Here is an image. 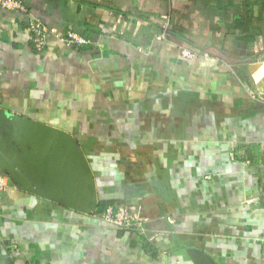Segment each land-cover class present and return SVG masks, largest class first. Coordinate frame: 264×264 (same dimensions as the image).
<instances>
[{
	"label": "crops",
	"instance_id": "0c3cea01",
	"mask_svg": "<svg viewBox=\"0 0 264 264\" xmlns=\"http://www.w3.org/2000/svg\"><path fill=\"white\" fill-rule=\"evenodd\" d=\"M23 1L27 13L0 6L1 131L26 178L0 170V264H197L188 248L264 264V97L247 82L264 0ZM30 15L51 29L41 52ZM67 29L90 42L68 45ZM14 114L77 138L93 211L53 192L58 156ZM105 202L144 233L105 222Z\"/></svg>",
	"mask_w": 264,
	"mask_h": 264
},
{
	"label": "water",
	"instance_id": "95a60500",
	"mask_svg": "<svg viewBox=\"0 0 264 264\" xmlns=\"http://www.w3.org/2000/svg\"><path fill=\"white\" fill-rule=\"evenodd\" d=\"M252 67H255V69L252 70ZM247 68L251 72L247 82L253 85L256 92H260L261 97H264V62L249 63ZM11 116L28 124L34 131L42 133L44 139L48 142V148L57 154L58 157L54 164L58 169V176L45 177L46 180L52 183L53 192L65 199L68 198V203L75 209L86 210L87 212L93 211L97 206L95 176L77 138L62 128L21 115L14 114ZM5 117L6 112L0 109V170L7 176L11 175L24 181L26 178L22 175L23 166L19 164L17 158L12 156L5 145V131H1V128L6 129V125L3 123ZM45 193L51 195L50 192ZM84 202L87 204H84ZM188 252L197 264H216L202 249L188 248Z\"/></svg>",
	"mask_w": 264,
	"mask_h": 264
},
{
	"label": "built area",
	"instance_id": "2783aa9c",
	"mask_svg": "<svg viewBox=\"0 0 264 264\" xmlns=\"http://www.w3.org/2000/svg\"><path fill=\"white\" fill-rule=\"evenodd\" d=\"M0 6L22 13H27L28 11L27 5L23 0H0ZM28 29L29 38L33 48L38 52L43 51L48 44L51 29L46 24H44V22L40 18L33 15L29 16ZM61 39L68 45L75 46L86 45L90 42L87 37L72 29H67L61 35ZM181 54L186 58H195L196 56H198L196 52H194L190 48L185 47L181 49ZM253 96L257 98V96ZM257 99H262V97ZM231 157L235 158V154L232 153ZM4 189L5 180L4 177L0 175V200ZM101 216L105 222H108L117 228L124 230H135L140 234H143L145 231L142 220L140 218H137L130 210V208L125 205H107L101 212Z\"/></svg>",
	"mask_w": 264,
	"mask_h": 264
},
{
	"label": "trees",
	"instance_id": "16d2710c",
	"mask_svg": "<svg viewBox=\"0 0 264 264\" xmlns=\"http://www.w3.org/2000/svg\"><path fill=\"white\" fill-rule=\"evenodd\" d=\"M105 204H106V202H105V203H103V204H101V205H100V209H99V210L103 209V208L106 206Z\"/></svg>",
	"mask_w": 264,
	"mask_h": 264
},
{
	"label": "bare ground",
	"instance_id": "6f19581e",
	"mask_svg": "<svg viewBox=\"0 0 264 264\" xmlns=\"http://www.w3.org/2000/svg\"><path fill=\"white\" fill-rule=\"evenodd\" d=\"M255 69V67H252V70H254Z\"/></svg>",
	"mask_w": 264,
	"mask_h": 264
}]
</instances>
